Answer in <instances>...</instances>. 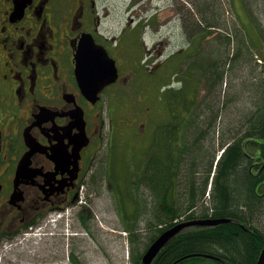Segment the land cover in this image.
Segmentation results:
<instances>
[{"label":"rangeland","instance_id":"obj_1","mask_svg":"<svg viewBox=\"0 0 264 264\" xmlns=\"http://www.w3.org/2000/svg\"><path fill=\"white\" fill-rule=\"evenodd\" d=\"M95 1L102 30L121 43L117 53L121 80L107 88L100 101L104 134L98 160L106 164L112 148L109 175H118L119 182L100 177L87 181L82 188L85 203L68 208L65 220H53L58 214L53 213L31 229L0 239V264H132L131 255L143 250L147 241V215L141 212L135 217L133 212L135 219L131 216L130 220L126 210L134 211V201L128 198V209L121 210L117 196H122L120 189L123 194L131 190L128 183L136 171L133 161L138 165L156 125L169 121L166 104L155 99L158 86L168 78L167 88L185 84V94L201 98L206 92L202 56L217 59L218 70L220 60L229 63L222 70L226 72L221 86L226 112L217 128L221 132L232 129L236 117L247 111L244 101L252 94L245 90L262 73L264 0ZM207 22L218 28L207 29ZM247 36L254 48L249 47ZM195 50H199L196 58L192 57ZM228 52L237 54L234 60ZM167 62L171 67H165ZM161 66L167 71H161ZM112 110L118 120L114 119L108 138V111ZM125 224L131 227L129 231ZM258 225L264 229L263 218Z\"/></svg>","mask_w":264,"mask_h":264},{"label":"flooded vegetation","instance_id":"obj_2","mask_svg":"<svg viewBox=\"0 0 264 264\" xmlns=\"http://www.w3.org/2000/svg\"><path fill=\"white\" fill-rule=\"evenodd\" d=\"M100 18L95 0H0V239L74 205L84 182L107 179L98 161L106 89L89 102L74 59L90 35L121 67V43ZM108 116L112 129L115 111Z\"/></svg>","mask_w":264,"mask_h":264},{"label":"trees","instance_id":"obj_3","mask_svg":"<svg viewBox=\"0 0 264 264\" xmlns=\"http://www.w3.org/2000/svg\"><path fill=\"white\" fill-rule=\"evenodd\" d=\"M217 25L206 23L207 29ZM247 41L254 48L248 36ZM194 52L192 57L199 56V50ZM236 55L228 52L231 60ZM202 62L203 97L185 94V84L167 88L168 78L158 86L155 99L166 104L169 121L156 125L138 165L133 161L136 171L129 193L119 190L121 210L128 209V198L134 201L136 211L126 210L130 220L141 212L147 215V241L143 250L131 255L132 264H140L148 246L179 222L227 220L185 228L169 239L151 264H256L264 247V229L258 225L264 219V67L258 81L245 90L252 94L244 101L247 111L236 117L232 129L218 132L226 112L222 70L229 63L220 60L218 70V60L210 54L203 55ZM166 66L171 67L170 62ZM218 150L222 153L216 161Z\"/></svg>","mask_w":264,"mask_h":264},{"label":"water","instance_id":"obj_4","mask_svg":"<svg viewBox=\"0 0 264 264\" xmlns=\"http://www.w3.org/2000/svg\"><path fill=\"white\" fill-rule=\"evenodd\" d=\"M75 76L82 95L92 104L99 100L101 92L118 79V70L115 61L109 57L103 47L95 44L90 35L83 36L75 56ZM18 168L17 177L21 173ZM225 219L219 220H196L183 222L165 231L158 237L146 250L142 256L140 264H151L161 248L175 235L185 228L194 226H213L225 222ZM256 264H264V247L261 250Z\"/></svg>","mask_w":264,"mask_h":264}]
</instances>
